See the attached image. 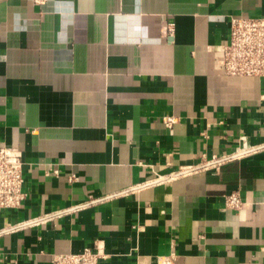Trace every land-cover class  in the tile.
I'll list each match as a JSON object with an SVG mask.
<instances>
[{
	"label": "crops",
	"instance_id": "0c3cea01",
	"mask_svg": "<svg viewBox=\"0 0 264 264\" xmlns=\"http://www.w3.org/2000/svg\"><path fill=\"white\" fill-rule=\"evenodd\" d=\"M233 14L264 0H0V147L27 192L0 209L7 264L95 240L101 264H264V77L224 72Z\"/></svg>",
	"mask_w": 264,
	"mask_h": 264
},
{
	"label": "built area",
	"instance_id": "2783aa9c",
	"mask_svg": "<svg viewBox=\"0 0 264 264\" xmlns=\"http://www.w3.org/2000/svg\"><path fill=\"white\" fill-rule=\"evenodd\" d=\"M35 5H42L46 0H32ZM230 31L228 40L221 46L223 68L230 76L264 77V14L259 16L230 15ZM169 24L168 31H172ZM178 121L174 115L162 116V122L167 128H172ZM241 151L234 150L221 156L203 159L197 165H183L180 170L166 175H158L156 179H171L178 175L188 174L197 168L204 170H220L221 165L239 156ZM23 161L19 148L15 146L0 147V209H18L26 199L24 190L25 177ZM70 180L77 179L74 174ZM243 200L238 189L228 192L224 198L226 208L240 210ZM29 221H24V223ZM23 223V222H22ZM175 253L170 252L160 257V264H173ZM108 256L101 240H95L91 246L80 251H69L53 255L51 264H101ZM9 256L0 257V264H7Z\"/></svg>",
	"mask_w": 264,
	"mask_h": 264
}]
</instances>
